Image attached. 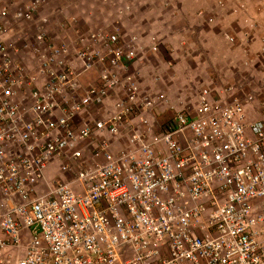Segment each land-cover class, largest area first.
<instances>
[{"label": "built area", "instance_id": "obj_1", "mask_svg": "<svg viewBox=\"0 0 264 264\" xmlns=\"http://www.w3.org/2000/svg\"><path fill=\"white\" fill-rule=\"evenodd\" d=\"M46 2L0 7V264H264V120L209 89L151 96L137 65L156 46L118 29L71 48L40 17L29 69L8 23Z\"/></svg>", "mask_w": 264, "mask_h": 264}, {"label": "rangeland", "instance_id": "obj_2", "mask_svg": "<svg viewBox=\"0 0 264 264\" xmlns=\"http://www.w3.org/2000/svg\"><path fill=\"white\" fill-rule=\"evenodd\" d=\"M26 1L16 0L11 4L12 2L0 0V7L7 5V9L14 11L24 6ZM127 1L129 0H47L40 12V16H43L41 19H46V27L39 25L40 16L28 24H16L9 19L10 29L6 36L18 34L17 38L10 40L23 63L32 69L35 67V61L28 49L23 47V42L30 43L38 27L48 33L51 42L66 43L74 48L79 34L99 30L98 24L111 20L119 10L124 11L129 5ZM167 2L155 6L169 7L170 3ZM214 2L220 9L227 6L226 0ZM263 6L264 3L256 4V7ZM200 11L194 13L203 18ZM202 21V24H198L201 30L193 28L197 26H194L192 21L183 22L182 25L174 22L167 30L159 28L143 32L145 38H139L142 44L147 47L156 46V51L137 65L142 88L151 96L162 93L174 102L181 98L185 103L192 101L200 90L209 89L216 99L220 96L226 101L238 99L243 104L245 114L250 118L256 119L258 115H264V84L257 77L264 73V55L254 52L256 56L253 55L249 59L243 53L241 59L239 54L245 50H242L241 44L237 45L236 40L233 42L227 39L231 38L227 30L218 26V29H215L212 26L214 22L208 26V18ZM89 23L93 27L88 28ZM62 25L64 27H61ZM209 32L213 35H208ZM71 52L73 54L74 49H71ZM227 53L232 55L231 58ZM84 76L85 85L96 82L95 73H87ZM160 117L162 115H159ZM165 122L156 121V125H163ZM90 151L91 147L86 148V155ZM59 165V161L49 165L46 170L48 180L59 176Z\"/></svg>", "mask_w": 264, "mask_h": 264}, {"label": "crops", "instance_id": "obj_3", "mask_svg": "<svg viewBox=\"0 0 264 264\" xmlns=\"http://www.w3.org/2000/svg\"><path fill=\"white\" fill-rule=\"evenodd\" d=\"M167 1L170 3L169 7L155 6L161 2L168 3ZM127 3L129 11L123 14L115 13V17H111L108 22L102 21L103 23L98 24L99 30L118 29L121 33L135 34L143 39L145 38L144 31L159 28L167 30L174 22L182 25L183 22L192 23L194 21V26L197 27L193 28L201 30L198 24L203 23L202 19L208 18L210 20L208 26L214 22L212 26L215 29L220 27V29L227 30L233 42L236 40L237 45L241 44L242 50H245L239 54L241 59H243V53L249 59L255 55L254 52L261 53V41L264 39V6L256 7V4L264 3V0H226L227 6L223 9L217 7L214 0H129ZM198 10H201L200 14L203 18L194 13ZM91 27L93 26L89 23L88 28ZM208 35L212 36L213 33L209 32ZM17 36H6V40L12 44L10 39L17 38ZM233 54L238 56L237 53ZM226 55L230 58L232 56L230 53ZM257 77L264 84V73H260ZM83 80L85 82V78ZM247 119L248 121L264 120V115H258L256 119L247 115Z\"/></svg>", "mask_w": 264, "mask_h": 264}]
</instances>
